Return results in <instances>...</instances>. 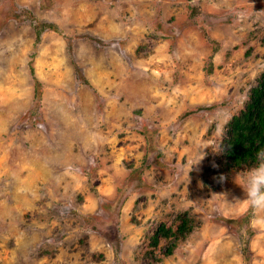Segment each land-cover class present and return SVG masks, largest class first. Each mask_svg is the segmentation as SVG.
<instances>
[{
  "label": "rangeland",
  "instance_id": "1",
  "mask_svg": "<svg viewBox=\"0 0 264 264\" xmlns=\"http://www.w3.org/2000/svg\"><path fill=\"white\" fill-rule=\"evenodd\" d=\"M262 70L264 0H0V264H264L214 171Z\"/></svg>",
  "mask_w": 264,
  "mask_h": 264
},
{
  "label": "trees",
  "instance_id": "2",
  "mask_svg": "<svg viewBox=\"0 0 264 264\" xmlns=\"http://www.w3.org/2000/svg\"><path fill=\"white\" fill-rule=\"evenodd\" d=\"M218 148L214 162L217 174L232 169L249 170L256 165V154L264 149V70L248 89L240 109L226 122ZM175 219L174 229L160 221L151 236L154 247L161 237L170 239L164 255L171 254L177 240L184 239L193 229V219L186 212H179ZM148 253L152 254V250H148Z\"/></svg>",
  "mask_w": 264,
  "mask_h": 264
},
{
  "label": "clouds",
  "instance_id": "3",
  "mask_svg": "<svg viewBox=\"0 0 264 264\" xmlns=\"http://www.w3.org/2000/svg\"><path fill=\"white\" fill-rule=\"evenodd\" d=\"M257 163L250 168L246 174L243 189L246 193V206L251 209L254 215L264 220V149L256 154ZM227 177L223 174L218 178L223 182Z\"/></svg>",
  "mask_w": 264,
  "mask_h": 264
}]
</instances>
